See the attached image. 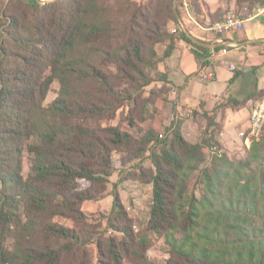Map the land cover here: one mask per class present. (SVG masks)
Wrapping results in <instances>:
<instances>
[{
  "label": "trees",
  "instance_id": "obj_1",
  "mask_svg": "<svg viewBox=\"0 0 264 264\" xmlns=\"http://www.w3.org/2000/svg\"><path fill=\"white\" fill-rule=\"evenodd\" d=\"M135 1L124 5V24L99 0L0 5V264H90L85 249L90 237L53 220H81L83 202L109 195L113 151L138 157L158 141L147 180L152 186L147 232L168 247L161 264H264V129L245 147L244 157L232 159L217 139L222 124L215 116L220 107L238 109L262 94L228 96L224 104L203 110L206 125L196 142L185 139L179 122L170 139L159 140L148 129L139 141L117 127L92 125L140 99L152 81L147 69L167 59L177 40L190 45L200 66L210 63L206 47L166 30L178 19L179 0H159L151 13L149 5ZM243 1L260 2L236 3ZM188 2L199 16L198 0ZM164 41L158 57L154 46ZM167 73L159 77L163 86L171 83ZM54 82L56 97L44 106ZM24 152L31 160L27 177L21 174ZM196 172L199 195L189 185ZM112 211L126 221L116 192ZM114 227L122 237L106 243L112 264L123 259L160 264L147 255L152 245L147 236ZM8 237L14 238L12 246ZM76 251L83 260L74 263Z\"/></svg>",
  "mask_w": 264,
  "mask_h": 264
},
{
  "label": "rangeland",
  "instance_id": "obj_2",
  "mask_svg": "<svg viewBox=\"0 0 264 264\" xmlns=\"http://www.w3.org/2000/svg\"><path fill=\"white\" fill-rule=\"evenodd\" d=\"M6 1L7 0H0V5L5 4ZM126 1L127 0H99L103 6L109 9L110 14H118L122 24L126 23V19L128 18V12L125 10L126 7L124 8ZM158 1L159 0H137L135 2L142 5H149L151 13L157 8ZM175 5L178 8L179 14V10H181L179 1L175 2ZM129 9L132 10V7H129ZM166 30L171 34L179 36L178 32L169 31L168 24ZM167 43L168 41H164L154 46L158 57H162ZM164 71L168 72L165 60L159 61L154 68H148L147 73L152 78V81L143 89L140 99L137 98L136 101H126L113 116L97 121L94 120L92 125L103 128L117 127L121 131L132 135L134 140L139 141L148 129L154 130L159 140L170 139L172 128L174 127L173 124L179 122L181 124V132L185 139L190 142L200 141L206 125L202 112L206 110V108L209 109L212 107L214 102L213 91H217L219 84L212 83L206 85L198 80H194L182 93L184 103L180 98L178 88L173 85L168 73L167 77L171 83H167L165 84L166 86H163V82L159 81L160 74ZM58 88L59 84L57 82L51 85L50 91L43 102L44 106H47L56 97ZM244 93L245 91L243 90L239 92V94L231 96L241 99ZM260 97L261 96L255 98L254 102L259 100ZM200 99L205 100L207 103L205 106L203 104V109H198L197 101ZM225 100L226 97H220L216 103L221 102L224 104ZM230 113L231 112L227 110V108L220 107L217 109L215 116L217 121L223 122ZM132 121L133 126L130 123ZM241 128L242 127L238 125L236 131H239ZM221 135V133L217 134V139L220 140ZM209 137L210 132L206 134V138ZM239 139L236 132H234L232 138H229L227 135L224 136L225 146L229 148L225 149L232 159H239L245 155V146L242 140ZM161 145L162 141L149 145L148 149L142 151L138 157H133L134 153H129L128 151H113L111 153L112 172L107 178L108 181L106 183L109 195L101 199L83 202L80 207L83 213L81 220H73L64 217H55L53 220L59 224L73 228L84 236L90 237L91 241H89L85 248L88 253L90 264H112L107 257L105 248L106 243L111 238L120 239L122 237V233L115 229V225L127 226L134 234L147 236L152 241V245L147 249V255L151 260L161 264L168 258V247L164 239L147 232L150 218L149 211L152 204V186L147 182L153 172V164L150 156L152 152H158ZM208 158L209 150H206V160ZM30 166V155L24 152L22 155L21 169V174L24 177H27L30 173ZM196 176L197 172L190 178L189 185L191 188L193 187L196 195H199V186L195 183ZM114 192L119 195L120 201L125 209L126 221L117 219L114 213L115 211H112ZM14 242L13 237L7 238L8 246H12ZM99 251H101V262L98 260V256H100L98 254ZM81 255V251H76L73 255L75 260L74 263L83 260ZM69 259L71 260V257ZM121 264L132 263L123 259Z\"/></svg>",
  "mask_w": 264,
  "mask_h": 264
},
{
  "label": "crops",
  "instance_id": "obj_3",
  "mask_svg": "<svg viewBox=\"0 0 264 264\" xmlns=\"http://www.w3.org/2000/svg\"><path fill=\"white\" fill-rule=\"evenodd\" d=\"M198 3L201 9L199 16L192 10L193 19H190L179 10L177 21L169 22L168 27L169 31L176 29L179 35L184 33L192 41L208 49L210 63L206 66L214 73V77L211 80H201L198 77L201 66L192 54L190 45L185 40H177L172 54L165 62L169 78L178 88L182 102L184 89L194 80L206 85L219 84L217 91H213L212 107L206 110H211L220 97L235 96L243 90V97L253 92L264 97V0L251 4L243 1L239 5L236 0H198ZM228 14H234L242 20L243 27L239 30H219L217 25ZM222 49L227 52L222 53ZM197 102L207 105L203 99ZM253 102L250 99L238 109L227 108L231 112L229 116L223 122L218 121L222 124L220 141L224 149H229L225 146L224 136L232 138L236 132L238 137L236 128L238 125L242 128L246 126Z\"/></svg>",
  "mask_w": 264,
  "mask_h": 264
},
{
  "label": "built area",
  "instance_id": "obj_4",
  "mask_svg": "<svg viewBox=\"0 0 264 264\" xmlns=\"http://www.w3.org/2000/svg\"><path fill=\"white\" fill-rule=\"evenodd\" d=\"M179 3L182 12L190 19H193L192 10L188 8V0H179ZM242 27L243 21L238 19L234 14H228L225 19L217 25L219 30H239ZM172 32L177 31L174 29ZM221 52L226 53L227 50L222 49ZM198 77L204 81L211 80L214 77V73L208 70L206 65H202L198 71ZM261 129H264V97L251 104L247 124L243 129L238 131V137L242 140L245 147H249L251 137H259Z\"/></svg>",
  "mask_w": 264,
  "mask_h": 264
},
{
  "label": "bare ground",
  "instance_id": "obj_5",
  "mask_svg": "<svg viewBox=\"0 0 264 264\" xmlns=\"http://www.w3.org/2000/svg\"><path fill=\"white\" fill-rule=\"evenodd\" d=\"M188 8H190V6H189V2H188ZM262 131H263V129H261V131L259 132V137H260ZM259 137H251V141H252L253 139H257V138H259Z\"/></svg>",
  "mask_w": 264,
  "mask_h": 264
}]
</instances>
